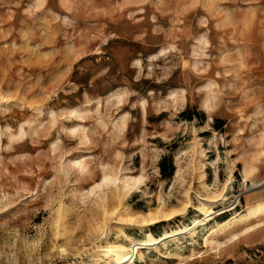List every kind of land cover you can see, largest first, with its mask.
<instances>
[{
	"label": "rangeland",
	"instance_id": "1",
	"mask_svg": "<svg viewBox=\"0 0 264 264\" xmlns=\"http://www.w3.org/2000/svg\"><path fill=\"white\" fill-rule=\"evenodd\" d=\"M258 203L264 0H0V264H264Z\"/></svg>",
	"mask_w": 264,
	"mask_h": 264
},
{
	"label": "trees",
	"instance_id": "2",
	"mask_svg": "<svg viewBox=\"0 0 264 264\" xmlns=\"http://www.w3.org/2000/svg\"><path fill=\"white\" fill-rule=\"evenodd\" d=\"M197 115L199 118H202L204 115L202 113H193ZM193 114L189 110H184L181 113V117H184L185 119L191 120L193 117ZM223 121L220 119H215L213 123V127L216 130H220L223 126ZM171 147H174L172 145ZM158 167H159V173L162 178H171L174 173V165L172 163V158L170 155H163L160 160L158 161Z\"/></svg>",
	"mask_w": 264,
	"mask_h": 264
},
{
	"label": "bare ground",
	"instance_id": "3",
	"mask_svg": "<svg viewBox=\"0 0 264 264\" xmlns=\"http://www.w3.org/2000/svg\"><path fill=\"white\" fill-rule=\"evenodd\" d=\"M106 180H110V178H105V181ZM104 181V182H105ZM134 181V180H133ZM137 181H139V180H137ZM103 183V182H102ZM219 195L220 194H213L212 195V200H218V197H219ZM221 196V195H220ZM219 198H221V197H219ZM210 207L209 206H206V204H202V207L200 208V210H202V211H204L205 213H207V214H209L210 213V209H209ZM175 211V210H174ZM174 211H172V212H170V213H168V215L167 216H170L171 214H173L174 213ZM261 213H264V203H258V204H256L255 206H253V207H251L250 209H248L247 210V212L245 213V214H243L240 218H239V221H241V220H244V219H249L251 216H257V215H259V214H261ZM167 214V213H166ZM177 233V232H176ZM176 233L175 234H173L171 237H173V236H175L176 235ZM121 256V255H120ZM122 258H124V256H122ZM123 260V259H122Z\"/></svg>",
	"mask_w": 264,
	"mask_h": 264
}]
</instances>
